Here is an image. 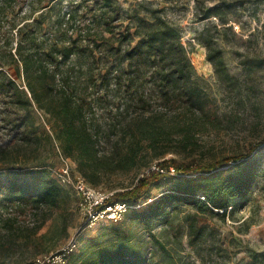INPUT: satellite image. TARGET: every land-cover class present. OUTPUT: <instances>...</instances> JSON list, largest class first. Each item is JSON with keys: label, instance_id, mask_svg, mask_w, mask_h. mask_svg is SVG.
Segmentation results:
<instances>
[{"label": "trees", "instance_id": "16d2710c", "mask_svg": "<svg viewBox=\"0 0 264 264\" xmlns=\"http://www.w3.org/2000/svg\"><path fill=\"white\" fill-rule=\"evenodd\" d=\"M53 1L0 0V134L8 135L0 142V256L20 246L17 214L51 209L65 192L49 163L55 141L92 186L115 169H148L133 186L108 198L131 206L122 220L86 238L65 264H131L146 255L144 240L132 248L133 233L139 231L149 234L150 264H196L179 263L166 247L168 240L159 243L161 258L155 262L154 223L182 203L200 214L227 216L231 201L252 189L249 155L260 142L247 155L226 157L225 165L232 162L227 168L172 163L184 174L200 173L184 179L185 191L163 193L134 208L147 201V190L163 175L149 169L150 162L192 148L195 133L214 126L217 116L204 111L201 78L178 26L162 15L164 8L145 1L123 7L118 0H70L61 12ZM199 13L200 19H218L197 37L217 73L223 66L219 35L228 30L229 17L222 4ZM36 111L47 129L38 124ZM166 142H175L174 149L164 147ZM1 211L7 212L4 217ZM202 232L189 222L191 244ZM259 256L264 259V252Z\"/></svg>", "mask_w": 264, "mask_h": 264}, {"label": "rangeland", "instance_id": "374dc122", "mask_svg": "<svg viewBox=\"0 0 264 264\" xmlns=\"http://www.w3.org/2000/svg\"><path fill=\"white\" fill-rule=\"evenodd\" d=\"M69 1L57 0L53 5L63 12L67 10ZM118 1L123 7L135 1H145L150 7L164 8L162 15L178 26L195 73L201 78L200 84L206 91L204 111L211 112L213 117L215 114L217 116L214 126L207 125L195 133L192 148L168 152L150 162V167L162 168L163 171H159L163 175L147 190L145 196L148 199L154 200L163 193L183 192L187 189L184 179L200 173L184 174L175 170L172 163L179 166L198 164L203 167L217 164L222 165L220 168H227L232 162L225 165L226 157L247 155L250 147L260 142L257 152L249 155L255 169L251 191L244 197L233 199V209L225 217L200 214L193 205L179 204L174 213L153 225L154 261L158 262L161 258L159 243L168 240L166 247L177 256V260L180 258L179 263L264 264V259L259 256L264 252V0ZM216 4H222L229 17L225 25L228 30L219 35L223 66L217 73L206 58V48L197 38L206 28L218 23L214 16L200 19L199 10ZM19 20L20 16L17 17ZM36 114L38 124L47 129L45 120L39 112L36 111ZM7 141L8 135L1 133L0 142ZM164 144L160 145L174 149L175 142ZM50 155L49 163L53 169L60 164L55 141ZM146 172L147 168L115 169L104 174L97 186L111 195L133 186ZM60 186L65 192L51 209L43 206L34 215L17 214L18 225L22 229L20 246H15L8 256L1 255L0 264H29L35 257L56 251L71 239L78 241L79 249L86 238L101 233L102 226L117 223L99 221L92 226L85 225L77 205L78 194L72 187ZM1 213L4 217L7 212ZM44 214L47 215L45 222L33 231ZM192 220L195 226L203 228L201 238L193 244L188 235V224ZM148 235L146 231L133 233L132 248L135 249L144 240L147 250L144 257L132 260L131 264L151 263L148 261ZM25 237L27 240H24Z\"/></svg>", "mask_w": 264, "mask_h": 264}, {"label": "built area", "instance_id": "2783aa9c", "mask_svg": "<svg viewBox=\"0 0 264 264\" xmlns=\"http://www.w3.org/2000/svg\"><path fill=\"white\" fill-rule=\"evenodd\" d=\"M57 148L60 164L52 169L53 176L60 185L72 187L78 194L77 205L81 211L85 225L92 226L99 221H121L127 209L131 206L125 202L109 203V193L101 190L99 187L90 185L85 178L75 170L73 162L63 155ZM149 169H159V167H149ZM146 202L134 205V208L140 209ZM231 206L228 207V211ZM217 210V209H216ZM219 212H222L219 209ZM78 248V241L71 239L63 247L56 251L41 254L31 262V264H65L69 255Z\"/></svg>", "mask_w": 264, "mask_h": 264}]
</instances>
